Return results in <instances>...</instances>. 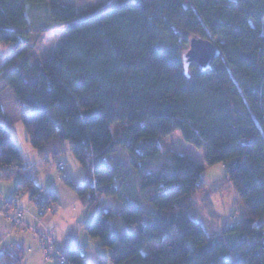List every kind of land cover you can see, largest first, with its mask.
<instances>
[{"label": "trees", "instance_id": "16d2710c", "mask_svg": "<svg viewBox=\"0 0 264 264\" xmlns=\"http://www.w3.org/2000/svg\"><path fill=\"white\" fill-rule=\"evenodd\" d=\"M46 1L0 0V43L10 46L0 80L40 158H57L71 142L85 175L78 184L63 180L96 209L85 228L109 248L96 264H264V0H130L84 17L52 2L66 39L42 58L24 39L25 11ZM192 37L212 41L220 55L206 70L191 62L186 74ZM1 100L0 91L4 166L25 159ZM176 130L205 149L204 165L223 163L243 204L217 233L190 213L205 167L165 144ZM20 172L14 196L23 191L38 208L56 203L34 169ZM101 197L113 199L111 209L98 207ZM25 253L10 242L0 264H23ZM66 255L92 264L78 247Z\"/></svg>", "mask_w": 264, "mask_h": 264}, {"label": "rangeland", "instance_id": "374dc122", "mask_svg": "<svg viewBox=\"0 0 264 264\" xmlns=\"http://www.w3.org/2000/svg\"><path fill=\"white\" fill-rule=\"evenodd\" d=\"M127 1L130 0H47L44 3H28L25 11L28 20V26L26 28L28 34L24 36V39L31 47H33V51H36L42 58H49L52 53H54L66 39V32L64 31V27L57 24L51 16L50 4L52 2H57L61 5L72 6L76 9L78 17H84L90 13L106 8L110 4L114 6ZM217 39H219V37H217ZM9 48L10 46L8 44L0 43V56H6V52L9 50ZM3 88L7 90L0 80L1 98L4 103L3 113L7 121L10 123L9 130L11 131L18 145L21 146L23 152L27 156L29 155L27 158L31 162H27L29 164L31 163L30 165L32 166V168H35L37 170L35 179L39 183L41 182L43 187L47 189L48 186L53 185L55 182L59 181V179L62 178L61 172L56 167L55 162L65 159L66 161L63 160L65 161L67 167V170L65 172L70 173L69 176L72 180L81 183L84 179L85 173L77 159L74 157L72 151L70 150V141L66 142L63 153L59 155V157H61L62 159H54L52 157H48L47 161L43 160L44 164H38L37 166L32 165V163H34L33 161L37 159L38 154L36 150L32 149V146L28 141L27 130L20 119L21 108L13 103L14 99L12 98L10 93L5 92ZM164 142L173 151L189 155L190 157L194 158L204 165L203 155L205 149L196 148L191 144L186 143L182 139L179 130H176L166 136L164 138ZM26 149L28 150V152L26 151ZM204 167L205 169L202 173V178L205 181V186L203 189H200L193 193V207L191 208L190 213L195 219L203 223L208 232L217 233L218 231H220L221 226L224 223L230 220H238L240 218L243 212V204L232 184L227 181L224 175L225 170L222 162L210 166L204 165ZM6 181L7 180L2 178L0 183ZM8 182L9 180L7 181V183ZM12 189L10 190V194L12 193ZM13 196L14 195L10 196L9 198ZM6 199L8 198H3L0 196V200L4 203L6 202ZM22 199L27 200V198L23 196H20L17 200L20 201ZM113 202V199L101 197L97 205L100 208L109 207L110 209L113 206ZM33 207L34 209H31L29 211L34 214H38V209L36 208V206L34 205ZM53 208H57V212L53 213V210L51 209V212L48 213H53V222L56 225V230L60 233H64L65 241L72 240L75 242V240H78L80 249L88 254L87 259L90 263L96 264V258L98 256H108L109 248L102 246L99 239L90 236L85 228L90 223L96 209L88 210L81 204L80 201L69 205L55 204ZM4 212L9 214L8 210H3L1 212L3 216ZM46 214L42 218L43 221ZM4 218L7 219L5 216ZM257 223H264V215L258 219ZM11 225L14 229L20 230L19 232L30 231L33 233L32 228L20 229L12 223ZM35 225L36 223L35 221H33V224H31L30 226L34 228ZM78 230L81 231L80 235L78 234ZM24 234L28 235L27 233ZM35 239L37 238L35 237ZM37 245L41 251V255L38 258H34V260L30 262V264H52L51 262L46 261V259L44 258L38 242ZM154 245L155 243L147 245L145 250L150 249ZM25 249L26 253L24 262H26L30 257L29 250L27 248Z\"/></svg>", "mask_w": 264, "mask_h": 264}, {"label": "crops", "instance_id": "0c3cea01", "mask_svg": "<svg viewBox=\"0 0 264 264\" xmlns=\"http://www.w3.org/2000/svg\"><path fill=\"white\" fill-rule=\"evenodd\" d=\"M4 89V88H3ZM7 89V88H6ZM5 90V89H4ZM5 92H8V90H5ZM12 96V94H10ZM12 98L14 99V97L12 96ZM2 101V100H1ZM13 103L16 104L15 100L13 101ZM4 105L3 101H2V106ZM17 105V104H16ZM19 113V110H18ZM21 116V115H20ZM14 138V137H13ZM15 140V138H14ZM16 144L18 145L17 141L15 140ZM66 145V143H65ZM19 150L23 156V158L25 159V161H30L21 146H19ZM33 149V148H32ZM36 150V149H34ZM26 151L28 152V150L26 149ZM33 151V150H32ZM37 151V150H36ZM38 157L36 160H34L32 163L33 166H37L38 164H44L43 160L45 161V159L40 158L39 153L37 151ZM62 154V153H60ZM57 158H61L58 157ZM62 159V158H61ZM48 160V158L46 159V161ZM65 160V159H63ZM66 161V160H65ZM31 162V161H30ZM31 164V163H30ZM46 164V163H45ZM67 167L65 166V171ZM23 172H15L13 174H10L7 177H4L3 179L5 180H9V182H1L0 183V196H2L3 198H9L10 196L14 195L15 191H16V187L18 186V184L20 182L23 181ZM37 174V170L34 168V180L35 182L42 188L43 191L47 192V191H53L56 195L57 201L56 203H52L49 207L53 210V213L57 212V208H53L55 204L61 205V204H74L79 200V197L77 196L76 192L74 191V189L69 186L64 180L63 178L59 179V181L55 182L53 185L48 186V188H44L43 185L41 184V182L39 183L35 178V175ZM66 176L70 178L69 174L65 172ZM71 179V178H70ZM1 181V180H0ZM71 181H73L74 183L78 184V182L74 181L71 179ZM14 186V187H13ZM13 187V189H12ZM12 189V193L10 194V190ZM27 195V196H26ZM23 197H26L27 200L22 199V200H17V203L19 205L25 206L27 207L29 210H33L34 209V204L32 201L29 200L28 194H24L22 195ZM33 205V206H32ZM12 205H6V203H4L3 201L0 200V251L2 249V247L10 242H18L23 244V246L25 248H27L29 250L30 253V257L29 259L24 262L23 264H30V262L32 260H34V258H38L41 254V251L37 245L36 239L33 235L32 232H19L20 230H16L13 228V226L11 225V223L4 218V216L2 215V211L3 210H8L9 214L13 215L14 211L12 209ZM109 209V207H106V209ZM111 209V208H110ZM53 213H48L46 214V216L44 217V221L47 225V227L53 232V234L55 235L56 239L60 242V244L63 246L64 249H70L73 247H78L80 248V244L78 240L74 241H65L64 239V233H60L59 231L56 230V225L53 222L54 216ZM23 221L25 223H27V225H31L33 224V219L28 215V214H24L23 216ZM79 229V228H78ZM80 230H78V234L80 235ZM24 233H27L28 235H25ZM31 234V236H30ZM66 247V248H65Z\"/></svg>", "mask_w": 264, "mask_h": 264}, {"label": "built area", "instance_id": "2783aa9c", "mask_svg": "<svg viewBox=\"0 0 264 264\" xmlns=\"http://www.w3.org/2000/svg\"><path fill=\"white\" fill-rule=\"evenodd\" d=\"M55 164L58 170L61 172V177L65 178V161H56ZM32 170V166L27 161L13 162L8 165L0 166V180L5 176L13 174L15 172H32ZM22 195L23 191H20L18 194H16V196H14V198H8L5 200L6 204L12 205L14 214L10 215L4 212V216L12 224L19 227L20 229L32 228V231L37 238L36 240L42 250V254L46 261L51 262L52 264H71L66 255V249L63 248V246L56 239L55 235L47 227L46 223L42 219L46 213L51 212V208H38V203L33 202V204L38 209V214H34L30 212L28 208L20 206L17 203L16 200ZM24 214H28L35 221L36 225L34 228L30 225H27V223L23 221Z\"/></svg>", "mask_w": 264, "mask_h": 264}, {"label": "water", "instance_id": "95a60500", "mask_svg": "<svg viewBox=\"0 0 264 264\" xmlns=\"http://www.w3.org/2000/svg\"><path fill=\"white\" fill-rule=\"evenodd\" d=\"M219 55L220 49L212 41L201 37L190 38L188 48L182 57L185 73L188 74L191 62L197 63L202 70L208 69Z\"/></svg>", "mask_w": 264, "mask_h": 264}]
</instances>
